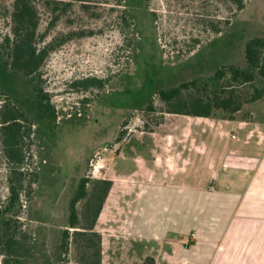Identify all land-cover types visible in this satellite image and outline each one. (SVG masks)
Here are the masks:
<instances>
[{"label":"rangeland","instance_id":"obj_1","mask_svg":"<svg viewBox=\"0 0 264 264\" xmlns=\"http://www.w3.org/2000/svg\"><path fill=\"white\" fill-rule=\"evenodd\" d=\"M13 1L0 0V42L11 36ZM30 2L38 18V46L51 40L56 45L41 69L56 121L53 129L39 125L32 135L29 168L41 172L43 187L39 197L28 202L22 197L24 213L34 218L28 227L38 231L36 238L39 227H44L42 251L54 262L51 253L58 242V224L78 179H113L95 226L101 235V264H167L159 253L153 252L155 257L144 248L149 243L133 241L130 235V229L134 233L136 228L145 229L147 235L155 215L149 203L142 201L134 208L135 199L155 182L152 167L165 183L170 179L167 174L188 165L198 153L202 128L208 156L228 147L227 140L221 146L213 140L225 138L231 127L222 116L169 114L156 93L211 76L223 65L243 66L244 43L264 30V0H246V8L236 16L223 0ZM87 78L102 80L103 88L72 86ZM254 84L264 88L258 78ZM252 92L251 85L239 88L244 97ZM149 102L152 110L147 108ZM240 121L245 123L244 131L235 133L241 138L249 134L255 146L263 138L264 94L242 105L234 122ZM141 159L146 166L139 174L116 176L115 171H132L131 163ZM6 175L0 153V206L7 195ZM154 207L155 216L165 217L159 205ZM37 211L43 212L45 224L35 219ZM76 255L70 256L69 264H74Z\"/></svg>","mask_w":264,"mask_h":264},{"label":"trees","instance_id":"obj_2","mask_svg":"<svg viewBox=\"0 0 264 264\" xmlns=\"http://www.w3.org/2000/svg\"><path fill=\"white\" fill-rule=\"evenodd\" d=\"M223 1L235 11L234 16L246 8V0ZM11 21V36L0 42V153L7 165V195L0 206V264H69L72 254H77L74 264H101V235L95 226L111 190V180L78 179L58 224V242L51 253L54 262L42 251L40 238L44 227H39L38 238V231L34 233L28 227L27 223L34 218L24 213L22 197L24 202L39 197L43 187L41 172L29 168L32 135L39 125L53 129L56 121L41 78L44 62L56 45L51 40L38 46V18L30 0L13 1ZM243 51V66L223 65L211 76L159 90L156 95L167 113L201 118L222 116L234 121L244 103L257 101L264 94V88L254 84L257 78L264 81V30L262 35L247 40ZM247 85H251L253 92L244 97L239 88ZM72 86L102 89L103 81L87 78ZM147 108L152 110L151 102ZM42 213L37 211L35 219L45 224Z\"/></svg>","mask_w":264,"mask_h":264},{"label":"crops","instance_id":"obj_3","mask_svg":"<svg viewBox=\"0 0 264 264\" xmlns=\"http://www.w3.org/2000/svg\"><path fill=\"white\" fill-rule=\"evenodd\" d=\"M223 122L231 129L213 144L221 146L227 140V148L207 156L202 128L198 153L188 159V165L167 174L170 179L165 183L151 166L155 182L135 199L134 208L143 201L155 215V205L165 213L160 218L153 215L147 235L138 228L135 235L130 229V235L133 241L149 243L144 248L159 253L167 264H264V125L262 140L253 146L249 134L241 138L235 133L244 131L245 123ZM131 164L132 171H115L116 176H133L146 166L143 159Z\"/></svg>","mask_w":264,"mask_h":264},{"label":"built area","instance_id":"obj_4","mask_svg":"<svg viewBox=\"0 0 264 264\" xmlns=\"http://www.w3.org/2000/svg\"><path fill=\"white\" fill-rule=\"evenodd\" d=\"M231 137H232V138H235V136H234V135H232Z\"/></svg>","mask_w":264,"mask_h":264}]
</instances>
